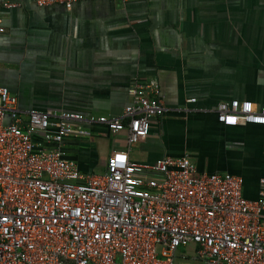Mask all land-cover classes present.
I'll return each instance as SVG.
<instances>
[{
  "label": "crops",
  "instance_id": "crops-1",
  "mask_svg": "<svg viewBox=\"0 0 264 264\" xmlns=\"http://www.w3.org/2000/svg\"><path fill=\"white\" fill-rule=\"evenodd\" d=\"M0 16V83L22 111L120 116L134 82L158 81L167 111L147 137L129 147L125 130L92 126L64 140L82 171L104 173L118 150L139 162L189 154L199 172L243 176L245 197H260L264 124L226 125L216 108L264 105V0H0ZM177 264H202L196 246Z\"/></svg>",
  "mask_w": 264,
  "mask_h": 264
},
{
  "label": "built area",
  "instance_id": "built-area-1",
  "mask_svg": "<svg viewBox=\"0 0 264 264\" xmlns=\"http://www.w3.org/2000/svg\"><path fill=\"white\" fill-rule=\"evenodd\" d=\"M128 92L120 116L22 111L0 83V264H177L190 245L202 264H264V190L246 198L243 176L199 172L189 154L139 162L113 151L104 173L66 156L64 140L92 126L125 130L129 147L149 135L167 111L160 85L136 81ZM216 112L226 125L264 124L252 100L221 101Z\"/></svg>",
  "mask_w": 264,
  "mask_h": 264
}]
</instances>
